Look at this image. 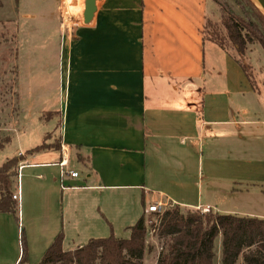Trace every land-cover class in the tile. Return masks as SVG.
<instances>
[{"label": "crops", "instance_id": "obj_1", "mask_svg": "<svg viewBox=\"0 0 264 264\" xmlns=\"http://www.w3.org/2000/svg\"><path fill=\"white\" fill-rule=\"evenodd\" d=\"M215 4L104 0L70 37L51 12L34 39L46 44V56L32 60L39 64L28 86L16 51L17 111L0 128L11 138L0 151L20 156L21 201L18 222L0 212V264H17L21 230L30 264L59 232L65 251L111 231L128 238L117 232L130 235L148 203L264 219V98L235 58L203 37ZM36 131L39 144L28 145ZM54 131L60 149L30 151ZM62 148L79 177H59ZM221 241L218 234L214 264ZM153 250L147 245L143 259ZM236 264H245L241 255Z\"/></svg>", "mask_w": 264, "mask_h": 264}, {"label": "trees", "instance_id": "obj_2", "mask_svg": "<svg viewBox=\"0 0 264 264\" xmlns=\"http://www.w3.org/2000/svg\"><path fill=\"white\" fill-rule=\"evenodd\" d=\"M221 12L220 23L206 19L203 37L225 51L233 49L244 55L250 43L264 51V13L253 0H212ZM1 6V1H0ZM251 86L254 81L248 67L234 57ZM9 135L0 132V150L10 142ZM42 143L31 152L45 149ZM19 157H12L0 166V212L14 215L18 222V206L11 199L12 182L17 179ZM155 222L148 223L143 214L129 227L128 238H92L73 250H63V234L59 232L44 252L38 264H143L149 229L164 239L157 264H214V239L222 235L221 264H236L241 255L245 264H264V219L233 214L204 213L199 209L182 212L177 205L161 215L151 213ZM21 255L17 264H30L24 233L20 232Z\"/></svg>", "mask_w": 264, "mask_h": 264}, {"label": "rangeland", "instance_id": "obj_3", "mask_svg": "<svg viewBox=\"0 0 264 264\" xmlns=\"http://www.w3.org/2000/svg\"><path fill=\"white\" fill-rule=\"evenodd\" d=\"M0 128L8 127L11 120L14 118L17 111V95L14 91V85L16 83L17 69L15 65V55L16 51H19V55L22 61L21 73H22V83L24 86H28L30 83L29 73L34 70V66L39 64L38 61H32L34 58L39 56L43 59L46 56V44L44 42H34L39 32L43 31L41 26L44 22L50 21V14L53 12V16L58 20H62L63 10L62 2L60 0L59 7L54 0H0ZM85 0H66L65 7L70 6L74 8L79 5L81 9L76 8L73 11V16L66 20L72 28L73 23L70 19H73L75 23H82V14L84 9ZM233 3V0H229ZM74 4V5H73ZM215 4V3H214ZM61 6V9H60ZM218 7V5L215 4ZM64 7V8H65ZM67 7V8H70ZM219 9V7H218ZM26 14L34 15V18H26ZM214 16L211 17L212 21L220 23L221 12L220 9ZM12 19V20H5ZM66 19V18H65ZM18 24V42H14L15 26ZM44 38V37H43ZM16 49V50H15ZM231 56L239 58L247 67L251 73V77L254 81L255 86L259 91H261L262 97L264 98V51L257 43H250L246 47L244 55H238L233 49L227 51ZM42 64V62H41ZM32 79L38 81L40 78L37 75H31ZM36 98L31 99L33 102ZM54 114V113H53ZM52 113L47 114V116L53 115ZM57 127H58V116H57ZM9 122V123H8ZM263 125H260L259 130V142L264 144V133H262ZM2 134L7 132L0 131ZM38 132H34L32 137H30L26 142L27 144L37 145L40 142ZM49 143L45 145L50 148L60 149V139L56 131L53 132L50 137ZM263 146L261 145V148ZM12 148V147H11ZM10 147L0 151V165L4 162L5 157H12L16 153V149H11ZM260 157L264 159V150H261ZM262 165L264 168V160H262ZM72 167L79 170L76 163L72 164ZM80 171V170H79ZM259 176L264 179V169L260 172ZM12 182V194L15 192L17 179L14 177ZM16 203L17 202L12 198ZM175 206L169 208L173 209ZM180 207L182 212L187 210L195 211V209ZM211 212V211H210ZM213 213V212H212ZM147 222H155V218L151 214H145ZM120 237H128L129 232H117ZM164 239H158L156 232L149 229L146 235V244L154 247V250L149 253L147 259H143V264H157V258L159 252L162 251L161 247H164ZM157 254V256H156ZM145 257V256H144Z\"/></svg>", "mask_w": 264, "mask_h": 264}, {"label": "built area", "instance_id": "obj_4", "mask_svg": "<svg viewBox=\"0 0 264 264\" xmlns=\"http://www.w3.org/2000/svg\"><path fill=\"white\" fill-rule=\"evenodd\" d=\"M63 4V3H61ZM61 9V6H60ZM62 20H61V30H62V37H70L71 36V29L72 27L66 23L64 15H62ZM70 21L75 25L76 23L74 22L73 19H70ZM68 150L66 148L61 149V155L60 159L57 162L59 166V177L61 180L66 177L70 178H77L79 177L80 173L78 171H74L71 169H68ZM20 169V166L18 167V170ZM64 187V185L62 184ZM12 198L17 202L18 207L20 206V201H21V190H20V185H19V172L17 175V184H16V189L15 192L12 194ZM175 204L171 202H155V203H148L144 206V213L146 214H151V213H157L161 215L165 210L173 207ZM202 212L206 213L208 212L207 209H202Z\"/></svg>", "mask_w": 264, "mask_h": 264}, {"label": "water", "instance_id": "obj_5", "mask_svg": "<svg viewBox=\"0 0 264 264\" xmlns=\"http://www.w3.org/2000/svg\"><path fill=\"white\" fill-rule=\"evenodd\" d=\"M104 0H85L84 9L82 14L83 23L88 24L93 14L96 11V8L99 4H102ZM257 7L264 13V0H253ZM63 3V2H62Z\"/></svg>", "mask_w": 264, "mask_h": 264}, {"label": "bare ground", "instance_id": "obj_6", "mask_svg": "<svg viewBox=\"0 0 264 264\" xmlns=\"http://www.w3.org/2000/svg\"><path fill=\"white\" fill-rule=\"evenodd\" d=\"M76 2V0H74ZM65 4H66V0L63 1V4H62V10H63V15L64 17L66 18L65 21L67 19H69L71 16H73V11L76 9V8H79L81 9V7H79V5H76L74 8L70 7V6H67V7H70V8H67L65 7ZM74 5V4H73ZM65 7V8H64Z\"/></svg>", "mask_w": 264, "mask_h": 264}]
</instances>
